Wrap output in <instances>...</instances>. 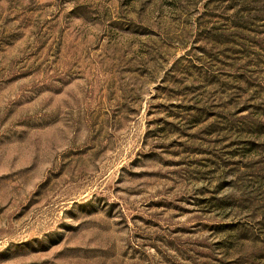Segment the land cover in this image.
<instances>
[{
    "label": "rangeland",
    "instance_id": "rangeland-1",
    "mask_svg": "<svg viewBox=\"0 0 264 264\" xmlns=\"http://www.w3.org/2000/svg\"><path fill=\"white\" fill-rule=\"evenodd\" d=\"M0 264H264V0H0Z\"/></svg>",
    "mask_w": 264,
    "mask_h": 264
}]
</instances>
